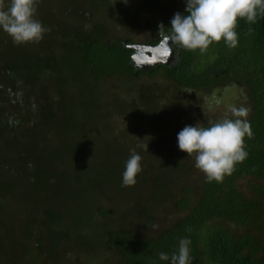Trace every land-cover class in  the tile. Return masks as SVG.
I'll use <instances>...</instances> for the list:
<instances>
[{
	"label": "trees",
	"instance_id": "16d2710c",
	"mask_svg": "<svg viewBox=\"0 0 264 264\" xmlns=\"http://www.w3.org/2000/svg\"><path fill=\"white\" fill-rule=\"evenodd\" d=\"M85 1L69 0L65 10L71 21L55 26L49 8L60 11L62 1L38 0L35 18L46 28L53 27V44L49 31L38 43L17 45L0 29V160L7 152L2 171L13 169L8 177L0 174V190L4 186L0 204L9 210L10 219L27 220L26 238L32 242V252L36 250V261L66 263L65 247L72 244L74 251L95 252L104 264H168L159 253L170 255L181 238H188L192 264H264V17L254 24L238 20L235 48L223 39L204 52L171 45L173 58L168 64L145 69L133 64L132 39L110 34L113 27H107V15L116 22L147 27L149 38L139 46L152 48L161 41L160 24L169 32L176 12L188 14L186 4L127 0L128 9H121L122 14L117 5L121 0ZM142 77L155 81L138 83ZM159 77L162 84L156 81ZM113 78L121 81L122 96L110 94L114 98L110 101L103 97L104 85ZM228 86L241 91L253 136L245 137L247 158L235 165L232 174L222 182H208L195 164L185 162L188 154L177 141L185 125L175 122L183 114L184 92L211 94ZM167 87L172 95L158 106L156 94L166 93ZM112 112L143 121L142 130L162 138L147 153V159L154 160L147 163L141 178L136 177L149 189L147 202L140 200L129 210L101 206V200L88 194L91 182L98 179L109 188H126L122 173L129 157L113 163V173L103 170L106 175L98 165H88L94 157L98 160L101 147L107 148L110 141L129 140L128 129L106 136L105 120ZM223 118L196 123L192 119L191 125L210 127ZM98 125L102 132L95 134ZM138 130L132 128L134 134H140ZM56 137L63 138L51 150L50 142ZM22 138L43 149L21 142ZM72 156L75 162L87 164L85 171L69 172L66 166ZM18 175L25 201L18 210H10L13 202L7 206L10 196L5 189ZM72 179L76 187L71 186ZM79 193L82 201L84 194L90 196L84 207ZM167 204L173 209L171 217L146 234V223L156 220L158 209ZM129 219L138 230L126 226ZM4 229L0 221V232L7 238Z\"/></svg>",
	"mask_w": 264,
	"mask_h": 264
},
{
	"label": "rangeland",
	"instance_id": "374dc122",
	"mask_svg": "<svg viewBox=\"0 0 264 264\" xmlns=\"http://www.w3.org/2000/svg\"><path fill=\"white\" fill-rule=\"evenodd\" d=\"M57 2L62 1L60 5H62V9H66L69 4V0H56ZM85 1V0H84ZM86 2V1H85ZM119 3L121 5V8L119 12L123 14L124 11L121 9H128V6L125 5V1L121 0L120 2L117 3L119 6ZM177 3L180 4V6H183L186 4V0H177ZM60 10L58 12L54 11L53 6L49 8L51 10V16L52 19V24L57 26L59 24H64L67 23L71 18L69 15V12L67 10L63 11ZM67 11V12H66ZM65 12V13H62ZM118 12V13H119ZM106 20V25L107 27H113L111 30V35L113 36H118V37H124L126 36L127 38L132 39L133 45H140L143 43L145 40L149 38L150 32L147 27L142 26V24L138 25L137 23L135 24H129L127 22H121L117 20L119 24H117L116 20L110 18L109 15H107ZM118 19V18H116ZM71 21V20H70ZM64 22V23H63ZM51 32V41L52 44L56 40L54 38L56 36V32L53 30V27L50 29ZM54 49V48H52ZM138 61H142L143 63L139 64L142 65L145 63L144 59H139ZM138 64V63H137ZM145 65V64H144ZM154 82L155 80H151L148 77H142L140 80H138V83H150ZM159 84H162L161 78H157L156 80ZM159 86V85H158ZM104 88L107 92L104 93L103 97L107 98L108 100L111 101V99H114L112 96L110 97V94H113L116 96H122V86H121V81L119 78H113L112 80L109 79V81L104 85ZM166 89V88H165ZM169 89L167 87L166 93L163 94H156V100L159 103L158 106H162L167 98L172 95V93H169ZM240 90L237 87L233 86H228L224 88H217L214 92H211V94L206 93L205 91H200L197 93H186L184 92L183 95L185 97V101L183 103V108L181 109V117L177 119L175 123L180 124L181 126L183 125H191L193 123L192 119L195 120L196 122H202L204 120L211 119L213 117H219L222 118L225 116L227 113L230 115L229 109L233 106L235 107H243V100H242V95L240 94ZM108 96H107V95ZM107 96V97H106ZM129 99V96L127 100ZM245 106V105H244ZM108 123L109 129L108 133L106 136H109V138L114 137L116 134V131L119 129H128L129 130V140H121L116 141V142H109L108 147L103 149L101 147L100 151L102 155L98 158L96 161L95 157L93 158V161L88 164V165H98L101 168V172L103 174L105 173H113L112 171L114 168H111V165L113 163L117 162H122L126 157H130L131 155V150L135 149L136 152L142 157L141 160V166H142V171L138 174L139 177L141 178L143 172H146L148 169L147 163H150L154 160L155 157L152 159H147V153L148 151H153L154 148H157L159 146L160 140L162 138H157L153 137L154 133L152 132H146L142 130L143 128V121H137V120H129L127 117H124L123 115H119L116 112H112V115L108 117L107 120H105ZM150 121V120H148ZM138 128L137 134H134L132 131V128ZM102 132L100 130V125L96 128V132L100 133ZM155 136V135H154ZM65 137V136H63ZM63 137H56L50 142L51 150H54L55 147L59 144L61 141V138ZM98 135L95 136V139H98ZM5 139V138H4ZM6 140V139H5ZM21 142H28L29 144H32L35 149H43V146L39 144L37 146L36 143H31V140H26L24 138L21 139ZM99 145V144H97ZM127 148V150L124 149ZM2 149V148H0ZM1 154V153H0ZM2 155V154H1ZM8 155L7 152L4 154V158ZM4 158L0 160V174H3L5 176H10V173L13 171V169L9 170V172L5 173L6 170L2 171L4 163ZM105 160V164H103V161ZM189 165L195 164V158L188 156L186 161ZM69 165L66 167L68 168L69 172L72 173V170L79 172V171H85V166L83 163L75 162L72 158L68 161ZM87 165V164H85ZM194 167V166H193ZM105 173H104V171ZM196 170V167H195ZM106 175V174H105ZM92 177L94 175H91ZM115 178H117L116 173L113 175ZM96 177V176H95ZM120 178V176H118ZM98 179V178H97ZM2 181V180H1ZM76 180L72 179L71 186L76 187ZM14 186H16L14 188ZM90 187V186H89ZM111 187L108 185L107 182H102L101 180H95L94 182H91V190L88 192V194L93 195V197L98 198L97 200L100 201V205L104 207H110V206H117V208H125L129 210V208H132L135 204H138L141 200V202L145 203L147 202V195L150 192H147L149 189L144 188L145 184L140 183L139 181L137 184L134 186H127L125 189H116V188H109ZM4 186L2 187V189ZM2 189L0 190V197L3 195ZM145 190V191H144ZM5 191H8V195L10 196L7 198V206H10L9 202H13L10 206V210H18V207L22 206V203L25 201L24 196L22 194V178L20 175H18L17 179L14 180V184L10 185V187L5 189ZM78 195L80 197V204L81 206L84 207L83 201H87L88 197H90L88 194L83 195V201H82V194L79 193ZM152 196V193L149 195V197ZM148 197V201L150 198ZM4 206V203L0 204V221L1 225L5 226V236L7 238L3 237V233L0 232V264H23L27 260L30 264H39L36 261L37 255L32 252L31 244L32 242L26 238L27 232H29L30 226L27 224V220H24L23 223H19L20 220L18 219H10L11 215L8 209L2 208ZM168 204L165 205L163 208L158 209V217L155 220L154 218L152 219L151 223H146L145 227V233L149 234L151 233L157 226L165 224L166 221L171 217L173 214V209H168L167 208ZM133 209V208H132ZM143 218H146L145 215H143ZM152 218V217H150ZM131 219L127 220L126 226H130V229L134 230L137 229V226L135 225V222H133L130 225ZM85 231V230H84ZM8 233V234H7ZM15 233H17L15 236ZM82 235H85V233L82 231ZM9 243L8 246L6 244ZM31 243V244H30ZM65 251H69L66 253L67 257V262H57L54 261L52 264H104L103 259L99 256L94 257L96 255L95 252L91 250H79V251H74V246L71 244L70 246L65 247Z\"/></svg>",
	"mask_w": 264,
	"mask_h": 264
},
{
	"label": "clouds",
	"instance_id": "9594fccd",
	"mask_svg": "<svg viewBox=\"0 0 264 264\" xmlns=\"http://www.w3.org/2000/svg\"><path fill=\"white\" fill-rule=\"evenodd\" d=\"M37 6L38 0H8L7 4L0 0V29L15 44L38 43L50 31L35 18ZM185 11L187 15L174 14L169 32L164 31L162 23L159 26L158 35L167 56L172 53L171 45L204 52L213 42L223 39L228 47H237L238 20L254 24L264 17V0H186ZM229 112L231 117L226 113L210 127L186 125L177 135L179 149L188 156L195 154V167L205 174L208 182H222L248 155L245 137L253 136L247 119L249 110L233 106ZM141 160L142 157L132 149L122 173V186L136 184V177L142 171ZM190 244V239L181 238L176 251L170 255L160 252L159 259L168 264H192Z\"/></svg>",
	"mask_w": 264,
	"mask_h": 264
},
{
	"label": "water",
	"instance_id": "95a60500",
	"mask_svg": "<svg viewBox=\"0 0 264 264\" xmlns=\"http://www.w3.org/2000/svg\"><path fill=\"white\" fill-rule=\"evenodd\" d=\"M134 50L132 61L136 67L140 68H152L158 64H168L170 60L173 58V50L170 56L165 54V46L161 43V41L152 48H138L135 45L129 46ZM139 59L145 60V65L137 64Z\"/></svg>",
	"mask_w": 264,
	"mask_h": 264
},
{
	"label": "flooded vegetation",
	"instance_id": "af4514ba",
	"mask_svg": "<svg viewBox=\"0 0 264 264\" xmlns=\"http://www.w3.org/2000/svg\"><path fill=\"white\" fill-rule=\"evenodd\" d=\"M135 46H137L138 48H141L139 45H135Z\"/></svg>",
	"mask_w": 264,
	"mask_h": 264
}]
</instances>
